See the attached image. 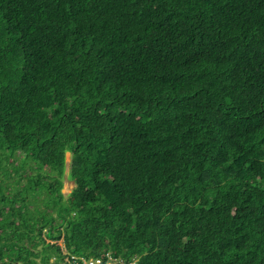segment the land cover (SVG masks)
<instances>
[{
    "label": "trees",
    "instance_id": "trees-1",
    "mask_svg": "<svg viewBox=\"0 0 264 264\" xmlns=\"http://www.w3.org/2000/svg\"><path fill=\"white\" fill-rule=\"evenodd\" d=\"M0 148L75 184L0 264H264V0H0Z\"/></svg>",
    "mask_w": 264,
    "mask_h": 264
},
{
    "label": "rangeland",
    "instance_id": "rangeland-1",
    "mask_svg": "<svg viewBox=\"0 0 264 264\" xmlns=\"http://www.w3.org/2000/svg\"><path fill=\"white\" fill-rule=\"evenodd\" d=\"M70 161L71 154L66 152L65 169L59 177L49 167H41L36 160L21 149L0 148V187L9 197L15 192L16 186L22 190V197L18 199L16 204L19 212L15 217L17 223L24 217L30 219L29 223H33L34 217L41 218L40 224L43 222L44 217L48 218L51 215L56 218L55 207H59L61 203H64L63 201H66L75 186L69 175ZM60 180L62 182L60 189L62 199L57 198L56 191ZM8 208L5 210L8 211ZM0 234H3L2 229ZM57 244L61 245L64 253H66L62 240H59ZM52 261L53 258L50 264H53Z\"/></svg>",
    "mask_w": 264,
    "mask_h": 264
},
{
    "label": "built area",
    "instance_id": "built-area-1",
    "mask_svg": "<svg viewBox=\"0 0 264 264\" xmlns=\"http://www.w3.org/2000/svg\"><path fill=\"white\" fill-rule=\"evenodd\" d=\"M64 260L68 262V264H117V263L124 264L120 260L114 258L109 252L99 257L72 256L71 261L67 257H65Z\"/></svg>",
    "mask_w": 264,
    "mask_h": 264
}]
</instances>
